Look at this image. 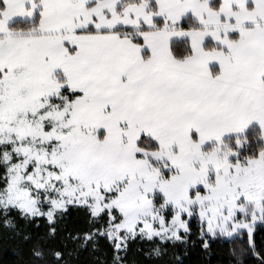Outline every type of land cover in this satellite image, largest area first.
Listing matches in <instances>:
<instances>
[{
	"label": "snow or ice",
	"instance_id": "snow-or-ice-1",
	"mask_svg": "<svg viewBox=\"0 0 264 264\" xmlns=\"http://www.w3.org/2000/svg\"><path fill=\"white\" fill-rule=\"evenodd\" d=\"M69 206L112 264L192 217L205 249L246 230L255 253L264 0H0V209L55 234Z\"/></svg>",
	"mask_w": 264,
	"mask_h": 264
},
{
	"label": "trees",
	"instance_id": "trees-1",
	"mask_svg": "<svg viewBox=\"0 0 264 264\" xmlns=\"http://www.w3.org/2000/svg\"><path fill=\"white\" fill-rule=\"evenodd\" d=\"M5 219H11L15 227L5 226ZM189 227L191 232L184 243L142 239L139 235L130 238L126 252L120 254L122 264H260L264 256V223L255 226L253 233L255 253L260 256L249 246L245 233L242 238L208 236L205 249L196 221L192 220ZM48 228L43 217L25 221L14 209L7 217L0 209V264H112L114 253L106 239L99 238L95 250L91 243L79 248L80 242L67 239L69 233L82 234L89 229L84 209L69 206L63 218L58 219L55 234H50ZM25 233L28 239L23 238ZM154 248L159 249V255L152 252ZM36 251L41 255H34ZM57 251L63 254L59 259L54 255Z\"/></svg>",
	"mask_w": 264,
	"mask_h": 264
},
{
	"label": "rangeland",
	"instance_id": "rangeland-1",
	"mask_svg": "<svg viewBox=\"0 0 264 264\" xmlns=\"http://www.w3.org/2000/svg\"><path fill=\"white\" fill-rule=\"evenodd\" d=\"M192 220H195L196 223H197V225L199 226V221H198V218H196V217H192V218H190L189 225H190V223H191ZM262 223H264V222H262V221H257V222L255 223V225H254V229H255V226H257V225H259V224H262ZM182 233H183V230H181V234H182ZM244 233L247 235L246 230L244 231ZM211 237H212V236H211ZM219 237H220V236H219ZM220 238H223V239H229L228 237H220Z\"/></svg>",
	"mask_w": 264,
	"mask_h": 264
}]
</instances>
